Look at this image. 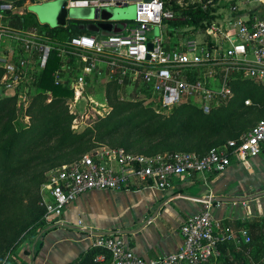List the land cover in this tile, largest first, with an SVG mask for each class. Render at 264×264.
<instances>
[{"label":"built area","instance_id":"2783aa9c","mask_svg":"<svg viewBox=\"0 0 264 264\" xmlns=\"http://www.w3.org/2000/svg\"><path fill=\"white\" fill-rule=\"evenodd\" d=\"M16 1L23 3L20 6ZM178 2L182 7L188 6V2L185 5L183 0ZM35 3L41 0H0V67L4 70L0 90L7 96L17 95L19 104H29L32 82L47 66L52 53L58 52L62 63L54 74L55 83L73 90V96L67 99L74 114L73 129L84 118L73 108L78 107L95 83L102 81L114 83L120 89L144 87L154 107L162 112L183 102L197 101L208 112L212 105L233 95L231 82L235 77L264 83V17L237 19L236 35L228 36L224 35V25L215 19L206 31L199 32L205 36L202 42L194 34H182L179 43L170 48L161 28L165 21L176 19L179 14L167 7L166 0H70L68 7L95 9L135 3L136 15L122 32L95 37L86 31H77L65 39L52 37L38 28L12 24L8 13L27 12L26 7ZM237 10L236 6L232 7L233 12ZM155 28L158 31L150 38L149 33ZM225 39L230 41L229 46H217L216 41L225 42ZM97 112L103 114L100 110ZM263 150L264 119L239 140L231 139L212 147L204 155L192 151L145 155L124 147H102L63 163L44 184L45 220L49 225L63 224L65 209L90 191L130 189L136 184L166 189L179 176L219 174L233 162L247 163ZM181 233L182 246L156 258L138 254L120 233L101 234L93 244L102 250L94 262L209 264L222 255V245L240 246L252 239L249 228L236 229L216 217L210 201L200 212L187 217ZM63 264L80 262L71 260Z\"/></svg>","mask_w":264,"mask_h":264},{"label":"trees","instance_id":"16d2710c","mask_svg":"<svg viewBox=\"0 0 264 264\" xmlns=\"http://www.w3.org/2000/svg\"><path fill=\"white\" fill-rule=\"evenodd\" d=\"M214 1L200 0V2H192L183 0L184 5L188 2V6L182 7L178 0H166L167 7H171L177 14H180L176 19L165 21V24L176 29L187 27L190 32L188 34L184 33V36L204 32L216 19ZM15 3L21 6L23 2L16 1ZM205 4L207 8L203 9ZM8 15L11 17L14 26L38 28L52 37H56L61 33H65L68 37L75 33V29L81 31L72 25L53 28L49 24L41 23L35 13L28 11L22 13L10 12ZM179 38H181V34ZM166 42L170 48L179 43V41L171 44L168 41ZM61 63L62 59L58 52H53L47 66L32 82L31 89H35V95L29 105V111H36L37 114L33 117L30 125L27 126L24 122L16 120L17 95L0 96V122L3 121L0 128V162L5 167L17 168L18 166H24L25 160L23 158L17 164V152L21 147L31 148L42 144L47 145L46 143L57 135L52 148L63 150L81 143L91 132L88 130L84 133H77L71 129L74 115L68 110L67 99L73 96V90L67 85H57L55 83L54 74ZM3 72L4 70L0 67V79ZM261 83L263 82L252 83L248 79L235 77L231 82L234 93L228 98V102L212 105L208 112H205L203 107L195 103L183 102L171 109L170 113L163 114L164 112L154 109L151 104L153 102L147 104L143 100L124 101L119 99L112 106V110L107 117L102 118V121L110 128L111 132L121 128L130 131L140 129L144 132V134L133 140L130 145L124 146L128 151H133L131 148L134 143L142 142L146 138L148 139L147 148H144L141 152H133L156 155L167 152L192 151L204 155L212 147L224 145L231 139L239 140L242 135L264 119V110L259 109L261 115L259 118H263H258L259 121L249 128L243 121L246 109L241 110V107L246 106L244 101L246 99L250 100L249 98L254 100L253 105L255 106L252 108L257 107L259 104L264 106V86ZM109 87L116 91V84L110 83ZM47 148L51 147L46 146L38 153ZM7 175H9L8 172ZM42 182V179L38 180V184ZM146 186V184H136L131 186L130 189ZM25 215V218L17 221L12 227H9L7 220L3 222L4 225L7 223L8 226L6 228L7 243L2 246L1 250L4 249V251L0 255V263L3 261L1 259L3 254L14 251L19 244L30 236L32 237L37 229L42 228L44 236L53 227L47 224L45 220L46 209L42 204L41 195H38L37 200L31 203ZM232 226L236 229L249 228L252 237L251 242L243 243L240 246L234 244L222 245V255L209 264H262L264 260V215L237 222ZM101 251L100 248L95 247L91 260L93 261Z\"/></svg>","mask_w":264,"mask_h":264},{"label":"crops","instance_id":"0c3cea01","mask_svg":"<svg viewBox=\"0 0 264 264\" xmlns=\"http://www.w3.org/2000/svg\"><path fill=\"white\" fill-rule=\"evenodd\" d=\"M236 7L238 10L231 11L225 22V36L236 35L234 22L237 19L264 17L259 11ZM220 17L224 20L226 16L222 12ZM224 41L230 45L228 39ZM259 156L247 163L233 162L219 174L179 176L166 189L146 186L87 192L65 209L63 224L52 225L41 238L36 252L24 254L21 262L63 264L77 260L80 264H94L91 260L94 241L98 235L108 233H120L138 254L147 258L174 252L184 241L183 222L206 206L205 197L252 196L263 190L264 158ZM212 209L216 217L235 225L263 216L264 197L236 203L212 202Z\"/></svg>","mask_w":264,"mask_h":264},{"label":"rangeland","instance_id":"374dc122","mask_svg":"<svg viewBox=\"0 0 264 264\" xmlns=\"http://www.w3.org/2000/svg\"><path fill=\"white\" fill-rule=\"evenodd\" d=\"M190 1L200 2V0ZM247 2L244 3V1L242 0H215L214 4L216 7V18L220 20L221 24L226 25L225 22H227L228 17L231 14L232 5L234 3L236 6L238 5L239 7H245L248 11L252 9L255 12L259 11L260 14L264 13V2L259 0H250L249 3ZM32 9V5H28L26 7V10H28V12L34 13ZM102 9L107 11H114L116 9L119 10L121 12V17L116 18L115 20L121 23H132L135 20V3H131L126 6H104L102 7ZM222 12L226 16L224 20L220 17V13ZM161 30L166 41L170 42V44L179 41L180 34H188L190 32L187 27H180L176 29L172 26H167V24L163 25ZM74 31L77 32L76 29ZM157 31V28L152 30L149 33L150 38H152L153 34ZM86 33L95 37L99 36L98 34L93 32L86 31ZM194 36L199 42H202L205 38L204 33L202 34L199 32L194 33ZM58 37L65 39L69 36L67 37L65 33H61L60 35H58ZM216 44L217 46H222L223 48L228 46L226 42H221L219 40L216 41ZM248 81L252 83L256 82L251 79H248ZM109 84L110 83H106L103 81L95 83L93 88L88 90L85 97L78 104V107L73 108L74 110L80 112V114H82L84 118L78 121L77 129H73L72 126L71 129L77 133H84L88 130L91 131L82 140L81 143L72 146L71 148L55 150L54 148H52V145L54 144L57 137V135H55L54 138L46 143L47 145L42 144L39 146H33L31 148L21 147L17 152V164L19 163L20 159L23 158L25 160L24 166H18L17 168H8V166L5 167V165L0 162V255H2L4 251V249L1 250L2 246L4 245V243L5 245L7 243L6 228L8 226L6 224L9 223V227H12V225L14 226L17 221L26 217L25 214L28 210V207H30L32 202H35V200H37L38 195H41L42 197L44 184L50 180L55 171L63 163L72 162L80 158L85 153H94L96 150L101 149L102 147L109 146L112 148H116L120 146L124 147L126 145H130L133 140L137 139L141 134H144V132L140 129L130 131L125 128H121L119 130L111 132L110 128L106 126L104 121L102 120L107 117V115L112 110V106H114V104L119 99L124 101L143 100L147 104L152 102L149 98L147 90L141 86H133L126 89H120L116 87V91H113V89H110ZM261 85L264 86V83H261ZM34 95L35 89L32 88V95L30 97L29 104L25 105L22 103L19 104V102H17L16 120L24 122L27 126L32 123L33 117L37 114L36 111H29V105ZM0 96L7 95L1 91ZM88 97H91L94 101L90 102ZM249 99L251 102L247 103L246 99L244 101L246 106L241 107V110L246 109V114L243 121L250 128L256 122H258L259 119L264 117L263 116L259 118L261 116L259 113V109L264 110V106L262 104H259L257 107L252 108L253 106H255L253 105L254 100L253 98ZM228 100L229 99L222 102L226 103L228 102ZM222 102H220L219 104H221ZM200 103V101H197V103L195 104L201 106ZM151 104L155 106L153 103ZM67 107L69 112L71 113L68 104ZM96 109L100 110L103 114L99 115ZM168 113H170V111H164L163 114ZM2 124L3 121L0 122V128L2 127ZM147 141L148 139L145 138L142 142L134 143L131 149L136 152H141L144 148H147ZM46 146H49L51 148H47L43 152L38 153ZM259 157L264 158L263 151L260 153ZM7 172L9 175H7ZM40 179H42L43 182L38 184V180ZM260 193H262L261 196L264 197V188ZM6 220L7 223L4 225L3 222ZM43 232L44 230H42V228L37 229L32 237L30 236L24 242L19 244L14 251L3 254V258H1L3 259V261L0 264H22V256L29 253V251L34 252L37 249L38 244L43 236ZM262 264H264V260L262 261Z\"/></svg>","mask_w":264,"mask_h":264},{"label":"water","instance_id":"95a60500","mask_svg":"<svg viewBox=\"0 0 264 264\" xmlns=\"http://www.w3.org/2000/svg\"><path fill=\"white\" fill-rule=\"evenodd\" d=\"M69 1L70 0H45L41 3H35L32 4L33 12L37 15L41 23L49 24L53 28L72 25L81 31H88L101 35H111L123 31L121 25L125 26L126 23L115 20L121 17V12L119 10L107 11L89 6L68 7ZM150 47L152 48L151 43ZM261 194L262 193H257L252 196H208L204 199H200L206 202L236 203L249 201L261 196Z\"/></svg>","mask_w":264,"mask_h":264},{"label":"bare ground","instance_id":"6f19581e","mask_svg":"<svg viewBox=\"0 0 264 264\" xmlns=\"http://www.w3.org/2000/svg\"><path fill=\"white\" fill-rule=\"evenodd\" d=\"M31 6V5H30ZM33 10V9H32Z\"/></svg>","mask_w":264,"mask_h":264},{"label":"flooded vegetation","instance_id":"af4514ba","mask_svg":"<svg viewBox=\"0 0 264 264\" xmlns=\"http://www.w3.org/2000/svg\"><path fill=\"white\" fill-rule=\"evenodd\" d=\"M81 22V21H80Z\"/></svg>","mask_w":264,"mask_h":264}]
</instances>
